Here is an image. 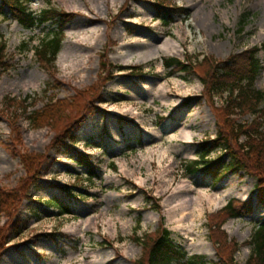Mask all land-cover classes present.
Returning <instances> with one entry per match:
<instances>
[{"label": "rangeland", "instance_id": "1", "mask_svg": "<svg viewBox=\"0 0 264 264\" xmlns=\"http://www.w3.org/2000/svg\"><path fill=\"white\" fill-rule=\"evenodd\" d=\"M21 1L34 14L57 13L58 20L25 29L0 0V60L4 62L0 68V187L14 189L26 176L20 154L49 152L50 160L43 167L41 182L19 207L22 230L11 234L0 264H136L143 256V243L162 226L189 257L217 261V243L227 240L238 244L234 258L245 264L264 205H256L251 216L225 221L218 213L232 199L256 200V178L240 173L216 182V175L189 174L186 166L198 159V144L215 138L218 130L196 70H206L200 66L205 58L219 62L264 48V0H101L97 8L95 0H83L88 9L74 8L71 0ZM157 4L180 11L166 23L158 16ZM89 28H98L102 35L95 44L70 42ZM59 30L62 49L69 44L92 50L85 67L64 70L62 49L55 64L40 58L45 42ZM169 37L182 44L181 55L136 61L139 51H150ZM143 39L145 44L140 43ZM119 52L134 60L122 61ZM258 58L261 71L255 88L264 92V50ZM170 59L182 64L169 67ZM101 74L109 80L100 88ZM98 90L102 103L97 104L106 110L101 113L103 120L95 116L87 120L85 129L73 131L79 136V151L93 152L98 176L90 180L88 169L76 164L74 152L58 154L49 149ZM59 100L67 104L54 123L35 126L33 114ZM215 101L222 106L226 95H218ZM232 118L250 124L255 116ZM184 127L194 134L191 143L183 138ZM184 196L197 197L204 212H196L194 222L177 223L167 209ZM259 196L264 200V190ZM55 199L68 205L70 212L61 214V208L50 204ZM8 221L5 216L0 219L1 225ZM74 226L77 230L71 231ZM222 249L230 254V248Z\"/></svg>", "mask_w": 264, "mask_h": 264}, {"label": "trees", "instance_id": "2", "mask_svg": "<svg viewBox=\"0 0 264 264\" xmlns=\"http://www.w3.org/2000/svg\"><path fill=\"white\" fill-rule=\"evenodd\" d=\"M3 3L10 7L16 21L25 29H34L46 22L58 20L57 13L52 14L50 11H43L39 15L34 14L21 0H3ZM157 5L159 6L158 16L166 23L172 19L175 11H180L178 7H166L165 4ZM62 34L59 30L56 35L45 42L39 54L44 63L55 64L62 49ZM260 50H264V48L249 49L242 54L233 55L229 59L219 62L205 58L200 66L205 67L206 70H202V73L199 67L196 70L204 84L205 97L217 118L218 130L215 138L198 144L199 157L186 166L188 173H201L212 177L216 175V182L228 175L240 173L257 180L256 200L250 199L244 202L232 199L218 213V216H224V221L227 218L251 216L255 212L256 205H264V200H261L259 196L260 190H264V109L261 108L264 92L255 88L261 71V62L258 58ZM2 52L3 49H1ZM181 64L182 62L178 59H170L166 62L169 67ZM3 65L4 62L1 59L0 68ZM103 67L108 74L110 64L106 63ZM184 68L185 71L188 70L187 66ZM105 76L101 74L99 77L100 88L109 80ZM99 91L84 103L79 115L68 122L65 128L55 136L52 147L49 149V151L54 150L58 154L68 155L74 152L77 164L88 169L90 180L98 175L97 166L89 155L78 151L79 136L74 135L73 131L81 126L87 115L100 110L97 103L102 101V96ZM218 95H226V102L222 106L216 105L215 98ZM66 104V100H59L48 105L41 112L33 114L31 119L34 125L37 127L52 125L55 119L62 114ZM252 113L255 119L250 124H240L232 118L235 114L243 116ZM219 151L221 153L217 157L210 158L213 153ZM20 158L25 167L26 176L14 189L0 187V219L2 216L9 218L7 224L1 225L0 222V260L8 250L11 234H19L22 230L20 217H18L19 207L30 189L41 182L43 167L50 160V155L49 152L45 155L25 153L20 154ZM226 158L229 160L226 161ZM50 204L61 208V214L70 212L69 206L58 202L57 199ZM15 217H18L17 221H14ZM217 245V261H208L206 257L197 255L189 257L182 247L173 242L171 232L162 226L152 240L143 243L144 253L136 264H238L234 258L238 248L235 241L228 242L226 240L224 244L219 242ZM249 246L252 247V251L245 264H264V212L259 219ZM222 247L230 248L228 256L224 254Z\"/></svg>", "mask_w": 264, "mask_h": 264}, {"label": "bare ground", "instance_id": "3", "mask_svg": "<svg viewBox=\"0 0 264 264\" xmlns=\"http://www.w3.org/2000/svg\"><path fill=\"white\" fill-rule=\"evenodd\" d=\"M115 2V0H113ZM102 3L101 0H95L93 2V6L97 8ZM71 4L74 8L78 9H88L86 6V2L83 0H71ZM99 4V5H98ZM98 5V6H97ZM78 26V25H77ZM180 34V33H179ZM77 39L75 41L71 40L70 42L75 43L78 45L80 42L77 40H84L91 42V44H95L98 39L102 37L100 30L98 28H89L88 31L78 32L76 33ZM145 40H141L140 43L145 44ZM80 46H71L69 44L65 45L64 48L61 51L60 55V62L62 64V67L64 70H67V68L79 70L81 67H85L87 64V57L92 53V50H83L79 48ZM184 52V47L182 44L176 40L175 38H166L162 44L159 46L154 47L152 50L144 52L139 51L137 53L136 61L138 63L140 62H147L151 59H156L160 56H175V55H181ZM127 54L119 52L117 54V57L120 58L122 61L126 59L127 62L130 63L134 59L132 56H126ZM132 55V54H131ZM32 86H36V82H31ZM162 87V86H161ZM160 87V88H161ZM154 135V134H153ZM183 138L188 142L191 143L193 140V132L187 128H183L182 130ZM185 185L180 186V188L184 189ZM209 201L214 203L211 200L210 196H207ZM180 197V196H179ZM197 197H192L189 199L188 197L184 196L180 198L173 206H170L169 209H167V213L169 212L170 215H173L176 218L177 223H182L185 219H189L191 222H194V216L196 212H200L201 214L204 212V209L202 208V205L198 202ZM196 204L198 206V210L196 208ZM191 210L190 213H186V211ZM154 218V217H151ZM71 231H76L77 227H71ZM113 232H116L115 229H113ZM202 244V242H200ZM99 257V256H98ZM9 259V256H5L3 259V262H7ZM94 263V262H93Z\"/></svg>", "mask_w": 264, "mask_h": 264}]
</instances>
